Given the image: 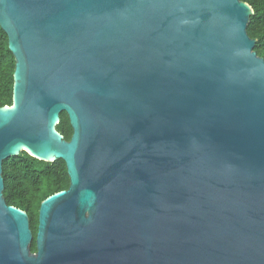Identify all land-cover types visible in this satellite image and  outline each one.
<instances>
[{"label": "water", "instance_id": "obj_1", "mask_svg": "<svg viewBox=\"0 0 264 264\" xmlns=\"http://www.w3.org/2000/svg\"><path fill=\"white\" fill-rule=\"evenodd\" d=\"M242 0H0V264H264V58ZM61 113L73 129L57 131ZM63 160L34 235L3 162Z\"/></svg>", "mask_w": 264, "mask_h": 264}, {"label": "trees", "instance_id": "obj_2", "mask_svg": "<svg viewBox=\"0 0 264 264\" xmlns=\"http://www.w3.org/2000/svg\"><path fill=\"white\" fill-rule=\"evenodd\" d=\"M242 1L248 3L254 11L247 32L251 39L256 40L254 51L264 58V0ZM15 65V58L9 50L8 36L0 27V108L13 104ZM60 119L57 131L69 141L73 134L69 117L61 113ZM3 178L6 203L25 211L29 216L34 235L31 250L36 252L40 206L48 197L69 188L66 164L63 160L41 161L22 152L3 162Z\"/></svg>", "mask_w": 264, "mask_h": 264}]
</instances>
